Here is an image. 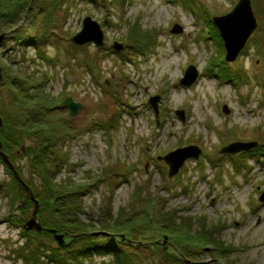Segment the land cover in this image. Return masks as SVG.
Masks as SVG:
<instances>
[{"label": "rangeland", "instance_id": "obj_1", "mask_svg": "<svg viewBox=\"0 0 264 264\" xmlns=\"http://www.w3.org/2000/svg\"><path fill=\"white\" fill-rule=\"evenodd\" d=\"M3 1V122L43 115L57 126L53 136L25 134L17 146L6 133L13 164L45 203L44 227L52 229L53 210L64 203L43 180L51 173L69 193L65 211L102 230L91 240L63 234L64 246L48 233L25 234L20 221L34 205L27 212V200L20 210L26 194L0 157V264H62L54 251L67 264H264V0H251L258 26L234 62L213 19L232 14L240 0ZM87 17L104 32L100 47L71 42ZM190 66L199 75L186 87L180 80ZM34 94L45 112L25 105ZM68 98L81 105L74 116ZM236 142L258 146L222 152ZM188 146L200 157L170 176L160 158ZM44 149L39 170L35 153ZM163 224L197 237L189 248ZM211 240L223 243L220 251Z\"/></svg>", "mask_w": 264, "mask_h": 264}, {"label": "water", "instance_id": "obj_2", "mask_svg": "<svg viewBox=\"0 0 264 264\" xmlns=\"http://www.w3.org/2000/svg\"><path fill=\"white\" fill-rule=\"evenodd\" d=\"M213 22L215 27L219 30L222 39L224 40L227 50L226 61L234 62L258 26L256 17L254 16L252 10L251 0H240L232 14L220 18L216 17L213 19ZM180 32H182V28H180ZM173 33H178V31L174 30ZM2 38L3 36L1 37V40ZM71 42L74 45L81 46L93 43L94 45L100 47L104 44V32L99 23L94 21L91 17H87L84 20L82 31L74 36L71 39ZM114 48L116 50H122L123 45L116 43ZM198 75L199 72L197 71V69L194 66H190L184 77L181 79L180 84L186 87L191 86L197 80ZM1 79L2 75H0V80ZM159 101V96L152 97L150 100V103L157 114L159 111ZM65 103L70 108L71 114L73 116L76 115L78 110L81 108V105L73 102L71 98H68ZM224 112L228 114L230 113L227 106H225ZM177 114L184 119V111H178ZM2 127L3 120L0 116V132ZM256 146H258L257 142H236L225 147L222 152L224 154H238L244 151H249ZM200 155L201 150L197 146H188L169 153L166 157L160 159L164 160L170 166V176H173L180 171L187 160L192 158H199ZM0 156L3 162L12 170L19 190H23L25 192L26 199H31L34 202L32 217L24 225V228L27 231H42L43 226L38 220V212L40 209L39 201L36 200L33 190L25 183L14 165L11 163L9 156L4 152V145L1 141V138ZM261 201H264V196L261 197ZM24 205L25 203L22 204V206ZM50 232L55 234V238L60 245H64L65 242L63 235H59L56 230H50Z\"/></svg>", "mask_w": 264, "mask_h": 264}, {"label": "trees", "instance_id": "obj_3", "mask_svg": "<svg viewBox=\"0 0 264 264\" xmlns=\"http://www.w3.org/2000/svg\"><path fill=\"white\" fill-rule=\"evenodd\" d=\"M3 2H5V0ZM14 12L15 11L13 9H9L8 12H6L5 14H10V13H14ZM1 13H4V12L0 11V15H2ZM10 19H12V18H9V20ZM12 21H13V19H12ZM3 31L7 32V29L6 30L3 29ZM2 77H3V75H2ZM1 81H2V79L0 80V83H1ZM35 97H37V99H38V97H39L38 94L32 95V100L29 99L30 103L29 104H25V105H27L28 107H34L36 111L44 110V108L46 107L45 110H44V112H45L47 110V106L43 105V101H41V98L37 100V99H34ZM45 99H47V98H45ZM51 103L54 104V102H51ZM45 104H47V103H45ZM1 118H2V116H1ZM28 118L29 119H27L23 123H19L18 125H17V121H15V120H12L11 122H9V121L3 122V127H2V130H1V132H2L1 139H2V142H3V145H4V152L7 155L10 154L9 155L10 156V161L12 163H13V159H15V158H13V150H11V146H7L8 144L6 143V141L4 139L6 133H8V134L10 133V137H12L14 139L13 146H17L19 143H21L20 141H23L22 136L25 135V134H28V138L29 139H33V136H32L33 134H34V136L35 135L39 136V134H42L43 132H45L46 135H49V136L52 135L53 136L54 132H52L53 131L52 129L57 127V126H53V125L43 121V120H45L43 118V115H41L39 118H37V117H28ZM2 120L4 121L3 118H2ZM21 151L24 152V149L22 148ZM46 152H47V150L44 149V150H42L41 154H38V153L36 154L35 153V158L34 159H36V161H37V164L35 165V167H37L39 170H41L39 164L40 163H45V158L43 156L46 155ZM47 165H49V164L47 163ZM44 170L45 169H43V171H42L43 173H44ZM44 174L45 175H43V177L45 179H43V180H44L45 184L47 185V187L49 188V192H51L52 194H55L56 196L59 195L58 196V200H60V201L62 200V198H64V200H63L64 203L63 202L60 203L53 210L56 218L53 221V223L49 226V228L56 229V230H58L59 233L64 234L67 237H84L83 235H86V236L90 235V239L89 240H91L92 238H94L92 236L98 235V234H95V233H97L99 230H102V229L97 230V228H95V226L92 225L93 223H91V222L85 223V222L81 221L78 217H76V214L75 215L70 214L69 212H67L70 208L67 211H65V207H66L65 202L67 200V198H65V197H69V193L67 192L66 194L62 195L61 191H60L61 187L55 185L52 182L53 181V179H52L53 176L51 175V173H48V174L44 173ZM24 181L27 183V185H29L32 188L30 183H28L26 180H24ZM33 205H34L33 203L29 204L30 208L28 207L27 212L32 208ZM40 207H41L40 211H43L44 208H46L45 203L41 202L40 203ZM20 210L24 211V208L20 207ZM41 214H42V212H39V214H38L39 221L41 222V224L43 226H47L48 224H46L45 222H42ZM24 218H26V217H24ZM13 219H17V218L14 217ZM150 220H151L150 223L153 224L155 227H157L156 224L152 221V219H150ZM128 223H129V221L123 222L122 224L119 223V222L117 224L115 223V229L118 230L122 226L124 227V226L128 225ZM20 224H22V220L20 221ZM163 225H164V228L162 230V231H164L163 233H165V232L166 233H173V234H175V238L178 239V240H181V239L185 240L186 239L185 240L186 241V246L189 247V248L191 247L192 241H194V239L197 237V235L193 236L189 232L181 233V231L178 229L177 226L174 227V225H172L171 228L173 230L170 231V225L169 224H163ZM102 226L106 227L105 229H111V226H110V224H108V222L104 223ZM165 226L167 228H165ZM47 228H48V226H47ZM162 231L160 230L161 233H162ZM33 233L34 234L36 233L37 235L43 234V233L50 234L46 230H44L43 232L33 231L32 233H30V234L28 233V234L31 235ZM187 241H189V242H187ZM182 242H184V241H182ZM208 243H209L208 245H211L212 247H214V249L216 251H220V247L217 246V244H219V245L223 244L221 242H216V241H213V240H211ZM87 246L88 245H86L85 247H87ZM90 248L93 249L94 251L98 250L94 246H90ZM90 248H87V249H90ZM40 249L41 248H37V246H34L33 250H32L34 252L35 257L37 258V260H39V256L40 255H38V251ZM61 251H65V249H62ZM98 252H99V250H98ZM81 253H83V252H79V254H81ZM53 257L58 261L57 263L61 262L62 264H67V262L65 260V257H66L65 255L61 256L58 252L54 251ZM31 259H32V256H31ZM78 259L79 258L77 257L76 260H78ZM34 261L36 262V260H34Z\"/></svg>", "mask_w": 264, "mask_h": 264}, {"label": "flooded vegetation", "instance_id": "obj_4", "mask_svg": "<svg viewBox=\"0 0 264 264\" xmlns=\"http://www.w3.org/2000/svg\"><path fill=\"white\" fill-rule=\"evenodd\" d=\"M25 199H26V196H25ZM29 200V199H28ZM27 218H22L21 220L22 221H24V223H25V220H26Z\"/></svg>", "mask_w": 264, "mask_h": 264}]
</instances>
